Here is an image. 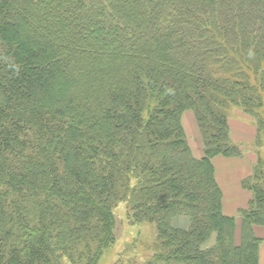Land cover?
Here are the masks:
<instances>
[{"label": "trees", "instance_id": "16d2710c", "mask_svg": "<svg viewBox=\"0 0 264 264\" xmlns=\"http://www.w3.org/2000/svg\"><path fill=\"white\" fill-rule=\"evenodd\" d=\"M235 109L257 152L239 219L213 164L244 156ZM263 134L264 0H0V264H100L120 205L156 240L114 264H260Z\"/></svg>", "mask_w": 264, "mask_h": 264}, {"label": "rangeland", "instance_id": "374dc122", "mask_svg": "<svg viewBox=\"0 0 264 264\" xmlns=\"http://www.w3.org/2000/svg\"><path fill=\"white\" fill-rule=\"evenodd\" d=\"M182 121L191 150L195 156L200 157L202 155V149L199 148L202 144L193 111H185ZM229 125L231 130L230 135L232 133V137L233 134L237 137V142L244 150V156L242 158H233L219 155L213 161L218 182L224 190L226 211L232 213V216L239 219V210L247 204L251 192L241 186V180L238 182L237 177L240 176V179L245 177L247 174L245 168L250 170L257 159L256 148L253 145L256 130L252 122L237 109L230 113ZM260 145V150H258L264 159V134L261 137ZM245 192L247 195H245ZM238 205L240 207L236 210V206ZM114 214L116 217V241L103 254L99 261L100 264H114L119 259L126 262L127 258L134 256L147 258L151 253L152 244L156 240L154 225L144 222L139 225L130 226L126 220L125 205H120L114 209ZM255 231L262 238L260 264H264V226H255Z\"/></svg>", "mask_w": 264, "mask_h": 264}, {"label": "crops", "instance_id": "0c3cea01", "mask_svg": "<svg viewBox=\"0 0 264 264\" xmlns=\"http://www.w3.org/2000/svg\"><path fill=\"white\" fill-rule=\"evenodd\" d=\"M230 132H231V130H230ZM231 137H232V133H231ZM232 139L236 142V143H238L237 142V137L233 134V137H232ZM239 144V143H238ZM199 149H201V146H200V148ZM214 159V158H213ZM220 159V158H219ZM213 164H214V161H213ZM214 167H215V165H214ZM251 169H252V167L250 168V170H247L246 168H245V172L247 173L246 174V176L251 172ZM215 177H216V180H217V183H218V185H219V187H220V189H221V191H222V209H223V212L225 213V214H227V215H231L232 213H229L228 211H226V205L224 204V198H225V196H224V190H223V188H222V185L218 182V178H217V176H216V168H215ZM244 178V177H243ZM242 178V179H243ZM237 179H238V182L241 180L242 181V179H240V176H238L237 177ZM242 186V185H241ZM245 189V188H244ZM245 195H247V193L245 192ZM251 197V196H250ZM249 197V198H250ZM248 201H249V199H248ZM248 201H247V203H248ZM245 206H247V204L245 205ZM245 206H243V208L245 207ZM237 208H236V210L240 207V205H238V206H236ZM177 220V221H176ZM174 224L175 225H178V226H180V227H186L187 225H188V220L186 219V218H177V219H175L174 220ZM260 251H261V246H260ZM260 256H261V254H260ZM264 258V257H263ZM262 261V260H261Z\"/></svg>", "mask_w": 264, "mask_h": 264}]
</instances>
